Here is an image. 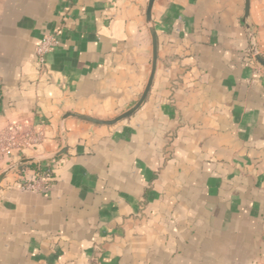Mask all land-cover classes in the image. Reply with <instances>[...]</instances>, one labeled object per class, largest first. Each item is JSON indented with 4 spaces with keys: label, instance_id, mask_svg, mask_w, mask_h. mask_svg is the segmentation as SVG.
<instances>
[{
    "label": "crops",
    "instance_id": "0c3cea01",
    "mask_svg": "<svg viewBox=\"0 0 264 264\" xmlns=\"http://www.w3.org/2000/svg\"><path fill=\"white\" fill-rule=\"evenodd\" d=\"M0 0V132L40 130L38 193L0 182V264H264V0ZM55 32L42 70L34 51ZM0 162V173L21 160ZM48 162V161H47ZM42 163V162H41ZM36 164V163H34Z\"/></svg>",
    "mask_w": 264,
    "mask_h": 264
},
{
    "label": "built area",
    "instance_id": "2783aa9c",
    "mask_svg": "<svg viewBox=\"0 0 264 264\" xmlns=\"http://www.w3.org/2000/svg\"><path fill=\"white\" fill-rule=\"evenodd\" d=\"M59 45V35L55 32L43 35L35 47V61L41 71L45 57L52 53ZM43 137L40 130L24 129L19 125H12L0 132V162L9 159L13 154L24 159L22 154L26 150H35ZM20 191L38 193L45 190L53 178V168L50 172L39 174L27 170L15 171Z\"/></svg>",
    "mask_w": 264,
    "mask_h": 264
},
{
    "label": "water",
    "instance_id": "95a60500",
    "mask_svg": "<svg viewBox=\"0 0 264 264\" xmlns=\"http://www.w3.org/2000/svg\"><path fill=\"white\" fill-rule=\"evenodd\" d=\"M244 1H245L244 19H246L248 17L249 1L248 0H244ZM154 2H155V0H148L146 12H145V19H146V23L148 26L150 36H151V45H152L151 70H150V74H149L147 83H146L144 90H143L142 94L140 95L138 101L129 110L120 114L119 116L115 117L112 120H97V119H93V118L86 117V116L76 115L73 113H66L65 115H63V117L61 119L62 123L67 118H73V119H76V120H79L82 122H86V123H90V124H94V125L113 126V125H116L117 123L129 118L130 116H132L141 107V105L144 103V101L146 100V98L150 92V89H151V86L153 83V79H154V75H155V71H156V63H157V40H156V35L154 32V29H153L152 24H151V11H152V7H153ZM250 41H251L252 55L254 56V59L258 62L259 65H261L264 68V59L257 54L256 47H255L254 43L252 42V37H250ZM66 148H67L66 140L63 139L61 148L58 151H56L55 153H51V154L47 155L46 157L24 158V159L19 160L18 162L7 167L5 170H3L0 173V182L2 180H4L8 174L17 171L24 166L34 164V163L47 162V161H51V160L59 158L60 156H62L65 153Z\"/></svg>",
    "mask_w": 264,
    "mask_h": 264
},
{
    "label": "trees",
    "instance_id": "16d2710c",
    "mask_svg": "<svg viewBox=\"0 0 264 264\" xmlns=\"http://www.w3.org/2000/svg\"><path fill=\"white\" fill-rule=\"evenodd\" d=\"M23 170H27V171L39 173V174H45V173L50 172V161L24 166L20 168L18 172L23 171Z\"/></svg>",
    "mask_w": 264,
    "mask_h": 264
}]
</instances>
